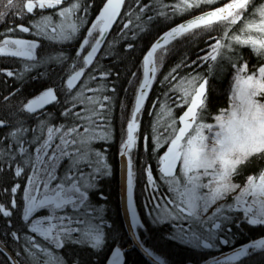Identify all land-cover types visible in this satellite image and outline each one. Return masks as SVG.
<instances>
[{
  "label": "snow or ice",
  "instance_id": "6c2138e0",
  "mask_svg": "<svg viewBox=\"0 0 264 264\" xmlns=\"http://www.w3.org/2000/svg\"><path fill=\"white\" fill-rule=\"evenodd\" d=\"M117 45L139 49L136 71L103 63ZM0 56L25 58L0 67V264H84L77 250L109 237L122 264L98 203L117 104L128 233L151 264L170 261L141 232L164 224L161 240L229 246L211 264L264 255V236L231 246L234 227L264 226V0H0Z\"/></svg>",
  "mask_w": 264,
  "mask_h": 264
},
{
  "label": "trees",
  "instance_id": "16d2710c",
  "mask_svg": "<svg viewBox=\"0 0 264 264\" xmlns=\"http://www.w3.org/2000/svg\"><path fill=\"white\" fill-rule=\"evenodd\" d=\"M19 22V21H17ZM112 37H109L111 39ZM143 42H141V47ZM105 50L109 53H115V56L112 57L111 61L105 59L103 63H114L116 57L119 56L124 58L129 68L132 71H136V68L132 66V61L135 60L136 63H139V49H136L134 52H125L121 49L119 45L115 48L107 47ZM25 58H13L0 56V67H19V61ZM118 68H123V65L117 64ZM43 71V69H40ZM35 75V73H33ZM7 79V84L3 83V80ZM14 81L11 78H0V90L3 88L12 85ZM127 83V76L121 75L120 80L118 81V95L120 97H130L131 90L125 89ZM211 84L214 86V91L212 93V104L215 106H222L223 102V91L227 85V80H213ZM159 91V88L156 89ZM53 108H49V111H53ZM127 115V113H124ZM120 117L121 113L119 110V105L117 104L114 111L115 119V128L116 134L115 139L110 143L107 151L108 163L112 166V173L109 176L102 178V184L100 185L101 190L104 193L106 199H101L98 201L99 204H103L105 208V217H110L112 221L115 222L116 231L113 235L118 237H123L122 241H118L120 247L124 250V255L122 257V264H151L146 258L136 249L131 248L127 249L131 240L125 230L121 208H120V176H119V154H118V143L120 140L119 129H120ZM145 125L148 123V115L145 114L143 117ZM98 148H103V142H98L96 145ZM133 155H136V150H133ZM147 158V156H145ZM144 181L142 178L137 179L134 188L135 202L137 210L141 217H143L144 209V193H143ZM5 197L0 194V202H3ZM4 228V221L0 218V231ZM170 230L167 224L162 226H155L151 232L142 231L141 238L146 242L145 246H152L154 250H162L167 254L170 264H201L207 258L212 255H215L219 252L229 249V246H221L219 249L212 248L207 250L196 249L195 244L185 247L183 243H177L174 240L164 241L161 240V234L168 232ZM107 231V229H106ZM233 231L236 232V236L232 241V247L248 242L249 239H256L260 236H264V226H240L239 228L234 227ZM116 245L111 243V237L106 240L103 251L97 256L93 253L91 249H78L81 258L84 261V264H108V257L111 255V250ZM58 255V253H56ZM244 264H264V255L256 254L253 257H250L244 261Z\"/></svg>",
  "mask_w": 264,
  "mask_h": 264
},
{
  "label": "water",
  "instance_id": "95a60500",
  "mask_svg": "<svg viewBox=\"0 0 264 264\" xmlns=\"http://www.w3.org/2000/svg\"><path fill=\"white\" fill-rule=\"evenodd\" d=\"M119 176H120V208H121V214H122V219H123V224H124L125 230H126L128 236H129L130 240H131L129 246H127V249L136 248L143 255L142 250H140L136 246H134L133 239L130 236V234L128 233V220L126 219V215H125L124 197H123V192H122V186L124 184L125 173H124L123 165L121 163V157L120 156H119ZM228 251H229V249H227V250H225V251H223L221 253H227ZM221 253H217L215 255L210 256L205 261H203L201 264H211V259L213 257H218ZM145 258H146V260H148L147 257H145Z\"/></svg>",
  "mask_w": 264,
  "mask_h": 264
},
{
  "label": "rangeland",
  "instance_id": "374dc122",
  "mask_svg": "<svg viewBox=\"0 0 264 264\" xmlns=\"http://www.w3.org/2000/svg\"><path fill=\"white\" fill-rule=\"evenodd\" d=\"M223 252V251H222ZM219 253H221V252H219ZM54 254H56V253H54Z\"/></svg>",
  "mask_w": 264,
  "mask_h": 264
}]
</instances>
